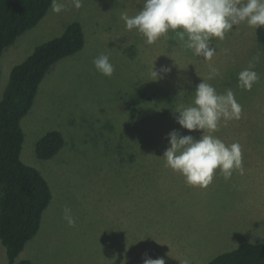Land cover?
Wrapping results in <instances>:
<instances>
[{
  "label": "rangeland",
  "instance_id": "obj_1",
  "mask_svg": "<svg viewBox=\"0 0 264 264\" xmlns=\"http://www.w3.org/2000/svg\"><path fill=\"white\" fill-rule=\"evenodd\" d=\"M59 14L49 8L31 30L6 47L0 57V97L13 66L38 45L79 22L84 48L53 66L33 106L21 120V161L46 179L52 201L36 236L17 260L33 264H143L145 254L165 264H207L241 243H264V47L246 23L234 26L211 61L197 57L169 32L148 45L136 30H126L121 13L134 15L142 0H69ZM228 49L224 54L221 50ZM106 54L111 77L97 72L92 60ZM260 79L250 91L238 87L237 74L256 55ZM171 72L151 81V69ZM208 81L218 93L232 89L242 106L239 120L220 122L213 133L226 144L238 142L244 174L229 180L216 171L207 188L190 187L164 166L167 134L199 138L182 129L173 109L188 106L197 84ZM178 115V113L176 114ZM58 131L64 146L49 160L35 154L36 142ZM68 206L76 226L63 220ZM0 264H7L0 243Z\"/></svg>",
  "mask_w": 264,
  "mask_h": 264
},
{
  "label": "clouds",
  "instance_id": "obj_2",
  "mask_svg": "<svg viewBox=\"0 0 264 264\" xmlns=\"http://www.w3.org/2000/svg\"><path fill=\"white\" fill-rule=\"evenodd\" d=\"M69 3L77 10L83 7V0H69ZM66 7L60 0H52V12L59 14ZM120 19L126 30H136L148 45L161 37L168 38L171 31L175 39L183 42L185 49L211 61L217 55L212 38L223 40L227 32L241 23L253 29L264 27V0H142V7L134 15L122 12ZM221 51L228 53V49ZM259 60L258 54L237 74L239 88L250 91L259 81L260 76L254 70ZM92 64L97 72L107 77L115 71L109 56L103 53L95 57ZM170 72L168 66L154 70L153 65L151 81L163 79ZM219 75V69L209 65L208 76L195 87L192 103L173 109L174 119L182 129L201 133L196 138L181 135L176 129L170 131L168 146L162 154L164 166L181 174L190 187L207 188L217 170L226 181L234 171L244 174L241 145L238 142L226 144L213 134L221 121L226 125L242 116V106L233 90L229 88L221 94L208 82ZM62 218L69 227L76 226L70 207L63 208ZM143 264H165V259H152L145 254ZM181 264H190V261L185 259Z\"/></svg>",
  "mask_w": 264,
  "mask_h": 264
},
{
  "label": "trees",
  "instance_id": "obj_3",
  "mask_svg": "<svg viewBox=\"0 0 264 264\" xmlns=\"http://www.w3.org/2000/svg\"><path fill=\"white\" fill-rule=\"evenodd\" d=\"M52 0H0V57L25 32L47 14ZM264 47V27L253 30ZM85 45L79 22L34 48L24 61L12 67L0 97V243L7 264H33L17 260L26 244L39 231L43 213L52 201L46 179L21 161L24 133L21 120L33 106L39 87L59 61L80 52ZM64 146L62 135L50 131L35 145L36 157L49 160ZM207 264H264V243H241Z\"/></svg>",
  "mask_w": 264,
  "mask_h": 264
}]
</instances>
